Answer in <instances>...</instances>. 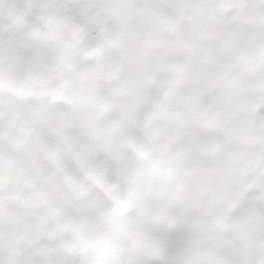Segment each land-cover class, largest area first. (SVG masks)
Instances as JSON below:
<instances>
[{"label":"clouds","instance_id":"1","mask_svg":"<svg viewBox=\"0 0 264 264\" xmlns=\"http://www.w3.org/2000/svg\"><path fill=\"white\" fill-rule=\"evenodd\" d=\"M0 264H264V0H0Z\"/></svg>","mask_w":264,"mask_h":264}]
</instances>
